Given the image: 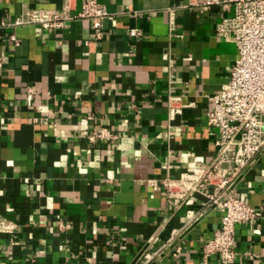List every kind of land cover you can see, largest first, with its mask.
I'll use <instances>...</instances> for the list:
<instances>
[{
  "label": "crops",
  "instance_id": "1",
  "mask_svg": "<svg viewBox=\"0 0 264 264\" xmlns=\"http://www.w3.org/2000/svg\"><path fill=\"white\" fill-rule=\"evenodd\" d=\"M97 1L112 15L100 39L85 18L0 26V264H224L202 253L221 212L197 192L174 205L160 179L217 151L205 112L238 57L217 29L232 9ZM62 3L0 0V22ZM173 97L187 105L170 117ZM99 127L113 137L89 141ZM235 191L256 215L226 264H264V150Z\"/></svg>",
  "mask_w": 264,
  "mask_h": 264
},
{
  "label": "built area",
  "instance_id": "2",
  "mask_svg": "<svg viewBox=\"0 0 264 264\" xmlns=\"http://www.w3.org/2000/svg\"><path fill=\"white\" fill-rule=\"evenodd\" d=\"M74 1L63 0L59 10L25 9L13 21H1L0 26L34 24L59 28L69 19L85 18L94 37L102 38L103 21L112 17L104 4L82 0L79 11L71 15L69 10ZM211 5L222 10L232 9V15L224 17L217 29L238 50L228 81L208 97L211 107L205 117L207 125L217 129V151L208 165L191 164L178 177L164 176L160 184L166 198L176 206L197 192L204 197L206 206L221 212L219 227L203 244L202 253L204 257L217 254L226 264L236 254L235 225L256 215L236 193L235 185L264 150V0H205L202 3L203 8ZM129 34L138 35L139 30L129 29ZM11 38L14 40V35ZM174 101L178 104H172ZM179 101L175 97L170 100V117L187 105ZM86 136L91 142L113 137L105 127L89 131ZM149 183L154 186L156 181L149 180Z\"/></svg>",
  "mask_w": 264,
  "mask_h": 264
}]
</instances>
